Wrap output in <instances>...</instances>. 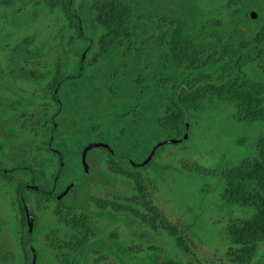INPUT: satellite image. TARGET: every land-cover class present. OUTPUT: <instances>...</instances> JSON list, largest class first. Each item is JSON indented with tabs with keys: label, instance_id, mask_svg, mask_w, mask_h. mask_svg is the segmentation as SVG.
I'll return each instance as SVG.
<instances>
[{
	"label": "flooded vegetation",
	"instance_id": "obj_1",
	"mask_svg": "<svg viewBox=\"0 0 264 264\" xmlns=\"http://www.w3.org/2000/svg\"><path fill=\"white\" fill-rule=\"evenodd\" d=\"M104 1L0 0V185L14 192L13 247L17 244L18 253L14 249L13 255L19 264H43L45 254L56 264H65V254H72L70 264H83L86 254L112 255L124 248L117 230L100 236L88 208L93 203L112 214L129 213L130 200L112 194L102 208L89 193L91 171L106 178L129 177L114 162L139 169L147 164H140L146 157V123L152 116L158 122L169 107L165 95L173 91L164 79L177 73L181 58L168 35L178 21L185 22L179 25L183 29L195 26L177 14L187 0H127L135 6L131 29L104 38L106 27L98 17L109 11L99 7ZM204 1L209 10L211 0ZM147 78L155 83L148 92L154 95L150 102ZM156 132L162 135L160 128ZM96 142L102 144L87 150L85 175L82 152ZM92 162L103 164L101 172ZM34 203L57 208L62 228H38ZM85 214L83 225L79 217ZM72 237L79 242L74 247L68 246ZM36 238L46 246L35 245Z\"/></svg>",
	"mask_w": 264,
	"mask_h": 264
},
{
	"label": "rangeland",
	"instance_id": "obj_2",
	"mask_svg": "<svg viewBox=\"0 0 264 264\" xmlns=\"http://www.w3.org/2000/svg\"><path fill=\"white\" fill-rule=\"evenodd\" d=\"M245 5L252 6L249 10H256L261 21L264 20V0H250ZM178 6L181 9L177 10V14L181 13L180 16L184 15L191 20H198L199 15H205V22L215 18L207 15L208 4L204 0H187V5L182 2ZM246 10L247 6L243 11ZM252 24L255 25V22ZM248 27L244 22L243 29L247 30ZM232 114L233 107L230 103L216 100L208 102L203 111L192 117L186 138L177 143H164L153 158L139 169L153 202L169 222L184 234L189 250L178 246L175 237L168 230L160 227L152 229L131 212L112 214L108 208L101 210L91 203L88 209L100 236L117 230L119 243L124 248L112 255H105L106 259L103 260H95L102 255L100 253L96 257L93 253L86 254L82 263L236 264L230 255L231 242L225 226L230 217L244 215L246 212L237 206L222 205L217 193V183L223 170L249 155L252 144L259 136L264 135V125L261 122L236 121ZM168 138L172 137L158 135L147 140L155 145ZM113 146L117 148L115 143ZM92 163L101 172L103 164L100 166L96 162ZM92 172L94 175L89 182L92 185L89 189L92 196L109 198L113 194L121 200V196H129L135 192V181L131 177L119 174L106 178L96 175V171ZM13 195L11 189L0 185V264H19L20 260L13 255L18 253L17 244L14 243L13 247ZM31 197L38 198L33 193ZM33 208L38 228L41 226L45 232L62 228L56 217L57 208L53 205L34 203ZM76 214L79 215L77 212ZM66 231L70 232L68 229ZM34 241L39 247L46 246L38 238ZM103 252L109 253L108 250ZM51 257L45 254L42 263L56 264L55 260L51 261ZM38 264H41L40 260ZM245 264H264V241Z\"/></svg>",
	"mask_w": 264,
	"mask_h": 264
},
{
	"label": "trees",
	"instance_id": "obj_3",
	"mask_svg": "<svg viewBox=\"0 0 264 264\" xmlns=\"http://www.w3.org/2000/svg\"><path fill=\"white\" fill-rule=\"evenodd\" d=\"M215 2L218 4L210 1L207 11V15L215 17L214 20L205 22V15H199L198 20L188 18L187 24L200 25L192 29H183L179 25L185 22L178 21V28L168 35L171 49L181 58L177 73L164 79L173 91L165 95L169 107L162 111L158 122L154 116L147 121V138L151 134L157 136L159 128L162 135L183 137L186 124L212 100L230 103L233 107L232 118L236 121L261 122L264 125V20L247 14L246 11L253 8L245 5L250 0ZM244 5L248 10L243 11ZM99 7L109 10L98 16L99 22L106 27L103 31L104 38H117L124 34L126 28L131 29L129 25L133 23L135 6L130 1L107 0ZM253 21L255 25L252 24ZM244 22L249 26L247 30L243 29ZM222 26L224 27L221 29ZM153 81L146 79L148 102L151 99L154 101L153 93H148L155 86ZM158 103H162V100H157ZM152 146L153 143L146 140V156ZM125 163L114 162L120 168L119 171L127 173L135 181V192L127 197L131 202L128 210L152 229L160 227L168 230L175 237L178 246L189 250L184 234L169 222L153 202L139 168ZM217 184L222 205L237 206L246 212L244 215L230 217L225 226L231 242L232 259L236 264H245L264 241V135L259 136L252 144L248 156L220 173ZM34 193L42 195L37 191ZM106 199L97 197L102 208L106 206ZM115 207L118 208L116 205ZM87 216L85 214L79 217L83 225L88 221ZM73 220L77 224L81 223L80 220ZM73 227L72 232H77L76 225ZM76 239H68V246L78 245ZM58 257L60 258V253ZM102 258L105 256H98L97 260ZM65 259V264L74 262L72 254H65Z\"/></svg>",
	"mask_w": 264,
	"mask_h": 264
},
{
	"label": "water",
	"instance_id": "obj_4",
	"mask_svg": "<svg viewBox=\"0 0 264 264\" xmlns=\"http://www.w3.org/2000/svg\"><path fill=\"white\" fill-rule=\"evenodd\" d=\"M248 15L249 16H251L252 18H256L257 16H258V13H257V11L256 10H250L249 12H248ZM188 123L186 124V132H185V134H184V136L186 137L187 135H188ZM181 140V138H174V137H172V138H168V139H165V140H163V141H160V142H157L153 147H152V149H151V151L149 152V154L141 161V165H144V164H146L150 159H151V157L153 156V154L155 153V150H156V148L158 147V146H160V145H163L164 143H176V142H179ZM100 144H102V143H98V142H96V143H91V144H88L87 146H85V148L83 149V152H82V161H83V165H84V168H85V171H86V173H85V175L87 174V170H88V164H87V162H86V152H87V150L91 147V146H95V145H100ZM114 156V155H113ZM122 158H118V157H116V156H114V160H121ZM132 164H135V162H132ZM32 187L33 188H35V189H40V187L39 186H37V185H32ZM25 207H26V210H27V212H28V207H27V205H25ZM28 214H29V212H28ZM32 216L31 215H29V234H30V232H31V227H32Z\"/></svg>",
	"mask_w": 264,
	"mask_h": 264
}]
</instances>
